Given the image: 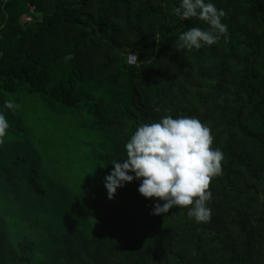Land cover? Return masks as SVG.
<instances>
[{
  "label": "trees",
  "instance_id": "1",
  "mask_svg": "<svg viewBox=\"0 0 264 264\" xmlns=\"http://www.w3.org/2000/svg\"><path fill=\"white\" fill-rule=\"evenodd\" d=\"M205 2L227 38L178 51L209 28L180 0H0V264H264V0ZM166 115L224 154L209 221L153 215L136 179L108 199L112 161Z\"/></svg>",
  "mask_w": 264,
  "mask_h": 264
},
{
  "label": "clouds",
  "instance_id": "2",
  "mask_svg": "<svg viewBox=\"0 0 264 264\" xmlns=\"http://www.w3.org/2000/svg\"><path fill=\"white\" fill-rule=\"evenodd\" d=\"M173 13L181 20L198 18L209 25L208 29L191 27L178 37L176 49H200L211 46L228 36V26L221 18L223 9H217L205 0H180ZM136 60L137 55L132 54ZM223 102V98H221ZM3 107L19 108L12 100ZM10 124L0 112V145L4 143ZM214 136L209 125L194 116H164L159 122L143 123L125 144L123 163L113 160V170L105 177L108 199H113L118 188L134 179L140 180L138 191L148 199L164 201L154 204L153 215L167 214L174 207H189L187 215L197 222L209 221L212 210L210 184L222 174L224 154L213 147ZM129 173H134L130 175Z\"/></svg>",
  "mask_w": 264,
  "mask_h": 264
},
{
  "label": "built area",
  "instance_id": "3",
  "mask_svg": "<svg viewBox=\"0 0 264 264\" xmlns=\"http://www.w3.org/2000/svg\"><path fill=\"white\" fill-rule=\"evenodd\" d=\"M127 62H128L129 64H134V63L136 62V60H133V59H132V54H129V55H128V57H127Z\"/></svg>",
  "mask_w": 264,
  "mask_h": 264
}]
</instances>
